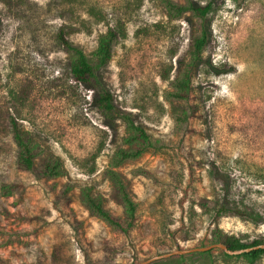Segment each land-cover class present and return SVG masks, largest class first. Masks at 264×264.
Here are the masks:
<instances>
[{"label": "rangeland", "instance_id": "obj_1", "mask_svg": "<svg viewBox=\"0 0 264 264\" xmlns=\"http://www.w3.org/2000/svg\"><path fill=\"white\" fill-rule=\"evenodd\" d=\"M191 1L210 4L205 17L164 0H0V264H134L165 253L145 264H264V253L250 261L219 247L176 252L216 243L217 234L264 235L263 221L216 210L225 194L264 213V0ZM202 26L207 40L183 101L173 80ZM109 27L117 36L97 70L113 95L106 111L93 82L72 78L73 54L58 33L95 62ZM190 104L193 116L178 120ZM10 116L36 168L57 161V174L36 178L19 166ZM125 116L153 145L114 162L118 149L140 143L127 139ZM109 170L137 204L127 234L82 199L88 189L124 217Z\"/></svg>", "mask_w": 264, "mask_h": 264}, {"label": "trees", "instance_id": "obj_2", "mask_svg": "<svg viewBox=\"0 0 264 264\" xmlns=\"http://www.w3.org/2000/svg\"><path fill=\"white\" fill-rule=\"evenodd\" d=\"M164 3L168 10H174L176 12H182L184 10H190L195 16L203 18L210 10V4L195 5L191 0H187L185 5L175 4L171 1L164 0ZM117 32L111 27L99 38L98 45L93 51V56L96 57V61H90L85 56L83 51L76 45L72 44L67 37L62 33H58V39L64 50L73 54L71 62L69 64V70L72 78L78 82L90 83L93 82L98 87V96L96 97V103L100 109L109 111L113 107V95L103 85L97 70L104 66L109 60L113 43L116 39ZM207 40V31L204 26L201 28L199 34L193 35L188 48V59L183 61V67L180 71V76L173 80L176 90L172 93L177 99L188 101L191 97V75L196 67L197 63L201 59V51ZM190 110L182 112L177 115V119L180 121H187L197 109L195 104H190ZM126 124L132 129V132L127 139L140 141V143L130 149H118L114 154V162H119L127 158H134L140 155L148 147H152L153 143L149 140V134L144 130L140 124H136L129 116H125ZM9 129L13 138V141L17 147L16 159L19 166L31 173L36 178L49 177L58 173L57 161L52 163L46 162L41 168H36L34 164L35 152L32 148V144L29 140L22 136L20 128L15 120L14 116H10ZM111 173L117 188V195L123 206L124 217H116L112 215L106 208L103 207L102 202L99 199L92 197L89 190L86 189L82 195L83 202L89 208V210L96 216L102 218L107 224L112 226L115 230H119L127 234L137 220V204L130 197L126 185L124 182L111 170ZM219 206L217 211H223L232 215L240 217L242 220L257 222L261 220L264 222V213H261L249 205H238L231 203L227 196L223 194L218 201ZM221 213V212H220ZM215 241L223 243L228 249H240L255 244L264 243V235L258 238L252 239L250 242H242L241 238L237 235H216ZM264 253V248L251 249L249 251L241 252L253 261L258 255ZM53 257L59 256L57 249L53 251Z\"/></svg>", "mask_w": 264, "mask_h": 264}, {"label": "water", "instance_id": "obj_3", "mask_svg": "<svg viewBox=\"0 0 264 264\" xmlns=\"http://www.w3.org/2000/svg\"><path fill=\"white\" fill-rule=\"evenodd\" d=\"M213 247H219V248L223 249L227 253H241V252H244V251H249L251 249L264 248V243L255 244V245H252V246H247V247L240 248V249H228L223 243L216 242V243H211V244L204 245V246H197V247H193V248H189V249L178 250L176 252L182 253V252H189V251H196V250L204 251V250H208V249L213 248ZM169 254L170 253L155 255V256H153V257H151L149 259H146L144 261L137 262V263H134V264H145V263L149 262L150 260H152L154 258H158V257H161L163 255H169Z\"/></svg>", "mask_w": 264, "mask_h": 264}]
</instances>
